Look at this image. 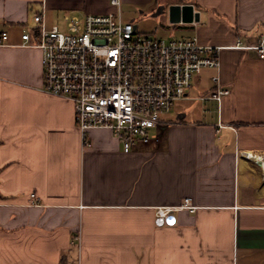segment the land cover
<instances>
[{
	"label": "crops",
	"instance_id": "1",
	"mask_svg": "<svg viewBox=\"0 0 264 264\" xmlns=\"http://www.w3.org/2000/svg\"><path fill=\"white\" fill-rule=\"evenodd\" d=\"M181 1L198 20L170 22L168 5ZM120 7L142 8L144 33L218 46L220 66L194 79L147 145L125 152L108 128L89 130L84 145L74 103L42 90V51L21 45L22 33L42 11L51 27L68 13L116 18L118 8L0 0L10 36L0 46V264H264V58L242 47L264 35V0ZM217 83L231 90L221 101L207 97ZM188 198L194 211L156 224L157 207Z\"/></svg>",
	"mask_w": 264,
	"mask_h": 264
},
{
	"label": "built area",
	"instance_id": "2",
	"mask_svg": "<svg viewBox=\"0 0 264 264\" xmlns=\"http://www.w3.org/2000/svg\"><path fill=\"white\" fill-rule=\"evenodd\" d=\"M113 14L68 13L65 25L45 23L44 12L36 25L25 28L22 44L42 51L43 91L74 103L76 122L84 145L89 130L110 129L125 152L147 145L164 115L185 97L194 79L206 68H219V47L201 44L194 35L165 38L142 33L123 21L121 0ZM9 32L0 31V46L9 44ZM264 58V35L251 46ZM214 80L218 81V77ZM231 90L216 84L208 98L221 101ZM34 196V194H33ZM194 211L190 199L176 206H159L156 224L169 223L171 212Z\"/></svg>",
	"mask_w": 264,
	"mask_h": 264
},
{
	"label": "rangeland",
	"instance_id": "3",
	"mask_svg": "<svg viewBox=\"0 0 264 264\" xmlns=\"http://www.w3.org/2000/svg\"><path fill=\"white\" fill-rule=\"evenodd\" d=\"M163 8L162 9V12H159V9L160 8ZM140 10H142V8H140V7H135V8H131V7H125V8H123L122 7V9H121V13H122V15H123V20L124 21H126L127 22V20L128 21H131V22H133L134 24H137V29L140 31V32H142V33H144L145 31L143 30V27H142V24H144V23H142L141 21H140V19L143 17V13H141V11ZM145 13H147V14H150V10L148 9V8H145ZM157 14H156V13ZM163 12H165V5L163 4V3H160V4H158V6L156 7V9H155V11H153L152 13H151V15H155V16H152V17H154V18H156V17H160V15H163L164 13ZM144 13V14H145ZM140 15V16H139ZM139 17V18H138ZM117 18V17H116ZM141 22V23H140ZM56 23L57 24H59L60 25V27L61 28H63L64 27V25H65V21H64V18L62 17L61 18V20L60 21H56ZM55 23V24H56ZM158 23V22H157ZM160 23V22H159ZM156 25V23H154V26ZM171 113H172V115L173 114H175V110L174 109H172V111H171ZM91 130V129H90Z\"/></svg>",
	"mask_w": 264,
	"mask_h": 264
},
{
	"label": "water",
	"instance_id": "4",
	"mask_svg": "<svg viewBox=\"0 0 264 264\" xmlns=\"http://www.w3.org/2000/svg\"><path fill=\"white\" fill-rule=\"evenodd\" d=\"M169 20L171 23H187L199 19L194 5L189 2H174L168 5Z\"/></svg>",
	"mask_w": 264,
	"mask_h": 264
},
{
	"label": "bare ground",
	"instance_id": "5",
	"mask_svg": "<svg viewBox=\"0 0 264 264\" xmlns=\"http://www.w3.org/2000/svg\"><path fill=\"white\" fill-rule=\"evenodd\" d=\"M251 155L254 156V159L259 161V162L263 160V158L260 154H251ZM243 160L246 161L245 159H243ZM259 164H260V167L262 168L261 171L264 172V169H263L261 162Z\"/></svg>",
	"mask_w": 264,
	"mask_h": 264
}]
</instances>
